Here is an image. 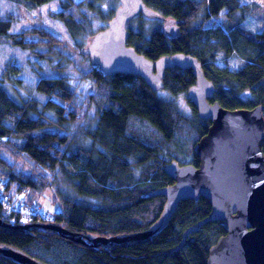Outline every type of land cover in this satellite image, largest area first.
I'll return each mask as SVG.
<instances>
[{"label":"trees","instance_id":"16d2710c","mask_svg":"<svg viewBox=\"0 0 264 264\" xmlns=\"http://www.w3.org/2000/svg\"><path fill=\"white\" fill-rule=\"evenodd\" d=\"M15 1L35 8L50 0ZM254 1L143 0L158 15L140 13L129 21L127 42L154 61L175 53L196 57L215 86L211 101L226 109L264 107V27L250 31L241 22ZM59 4L53 16L75 42L83 36L88 38L86 43L95 33L89 29L90 13H104L102 18L108 21L117 9L111 7L105 13L102 0H59ZM237 11L242 15L233 21ZM10 12L0 16V43L30 49L38 57L43 55L36 51L37 44L55 47L58 38L43 27L12 31L14 13ZM161 17L174 20L175 37L164 35L159 27H146L149 18L159 22ZM27 35L31 41L25 40ZM82 45L79 43L80 52ZM218 51L225 59L238 57L240 64L236 68L217 65ZM10 66L4 67V76L15 74L14 69L7 70ZM83 75L92 82L88 97L97 111V122L91 129L81 126L71 77L39 74L34 90L17 99L5 88L0 71V151L26 155L51 174H18L0 154V180L7 183L10 192L26 190L31 199L51 188L62 204L51 214L72 233L109 236L146 230L159 217L165 202L163 195L147 193L173 183L163 166L172 161L197 166L193 146L211 122L201 118L189 100L195 117L183 115L169 97L152 90L139 76L105 75L93 64ZM195 82L190 68H168L163 75V88L172 94L186 92ZM85 140H90L89 147ZM262 148L264 152V145ZM210 210L203 197L182 200L159 232L104 247L75 242L54 230L0 226V246L21 250L44 264H206L209 248L225 234L222 222L190 229ZM0 218L18 224L3 213L1 205ZM0 264L21 263L0 254Z\"/></svg>","mask_w":264,"mask_h":264},{"label":"water","instance_id":"95a60500","mask_svg":"<svg viewBox=\"0 0 264 264\" xmlns=\"http://www.w3.org/2000/svg\"><path fill=\"white\" fill-rule=\"evenodd\" d=\"M119 3L106 28L95 32L81 52L103 74L139 76L154 91L164 87L163 75L168 68H190L196 82L187 89L186 97L198 115L211 122L207 133L193 146L198 165H179L172 161L163 166L173 183L147 193L149 196L163 195L165 202L159 217L143 231L109 236L91 232L77 234L55 221L12 224L1 218L0 226L54 230L75 242L104 247L152 236L168 224L180 201L203 197L209 201L211 210L190 231L211 221H221L225 230V234L209 248L206 264H264L263 105L231 110L222 107L218 101H211L215 86L192 55L175 53L154 61L137 52L127 42V23L140 13L147 17L158 14L143 0H119ZM161 19L164 21L161 32L175 37L174 20ZM0 254L21 264H44L10 246H0Z\"/></svg>","mask_w":264,"mask_h":264},{"label":"rangeland","instance_id":"374dc122","mask_svg":"<svg viewBox=\"0 0 264 264\" xmlns=\"http://www.w3.org/2000/svg\"><path fill=\"white\" fill-rule=\"evenodd\" d=\"M79 1V0H74ZM22 1L0 0V16L5 17L7 13H14V23L11 30L21 32L31 27H43L46 31L52 32L58 38L55 47L50 48L44 44H37L36 51L42 52L43 57H38L34 51L14 46L10 43H0V71L4 78V86L9 93L17 99L26 98L30 91L34 90V85L39 74L44 75H66L71 77V86L77 95L78 116L83 128H93L97 122V111L94 103L89 99L88 94L92 91V82L88 80L83 73L90 69L88 59L83 57L80 52L79 43L85 45L88 38L81 36L79 42H75L67 33L63 24L57 20L53 13L60 8L59 0H50L38 7L27 8ZM103 11L107 13L111 7H117L116 0H102ZM90 31L97 32L107 25L104 13H90ZM242 12L237 11L233 16V21L240 20ZM243 27L250 31H260L264 27V0H255L250 8L249 14L241 21ZM164 24L163 20L159 22L154 18H149L146 23L148 29L159 27ZM231 26L232 24L229 23ZM136 28V25L132 26ZM26 41H31V36L25 37ZM83 41V42H81ZM4 61V62H3ZM214 62L219 66L227 65L229 68H236L240 64V59L231 56L228 59L223 57V52L218 51ZM5 63L3 66L2 64ZM6 65H11L7 70L14 69L15 74L4 76L3 69ZM1 83V80H0ZM159 93L169 97L183 113V115L193 118L194 111L186 97V92L172 94L162 88ZM89 102V103H88ZM17 143V142H15ZM85 145H91L90 140H85ZM0 154L14 171L22 175L33 177H51L50 172L33 162L26 155H15L13 152L1 150ZM181 163L188 162L186 159H179ZM43 211L56 212L61 209L62 204L58 200L55 192L51 188H46L36 198Z\"/></svg>","mask_w":264,"mask_h":264},{"label":"built area","instance_id":"2783aa9c","mask_svg":"<svg viewBox=\"0 0 264 264\" xmlns=\"http://www.w3.org/2000/svg\"><path fill=\"white\" fill-rule=\"evenodd\" d=\"M7 187V183L0 180V205L3 213L13 221L16 220L18 224L55 221L53 215L43 211L37 200L31 199L26 190L10 192Z\"/></svg>","mask_w":264,"mask_h":264},{"label":"bare ground","instance_id":"6f19581e","mask_svg":"<svg viewBox=\"0 0 264 264\" xmlns=\"http://www.w3.org/2000/svg\"><path fill=\"white\" fill-rule=\"evenodd\" d=\"M21 251V250H20ZM22 252V251H21Z\"/></svg>","mask_w":264,"mask_h":264}]
</instances>
